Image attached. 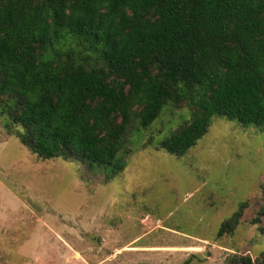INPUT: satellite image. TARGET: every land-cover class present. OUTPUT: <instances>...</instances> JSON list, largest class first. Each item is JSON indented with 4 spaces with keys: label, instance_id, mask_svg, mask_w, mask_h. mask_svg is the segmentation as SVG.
Listing matches in <instances>:
<instances>
[{
    "label": "trees",
    "instance_id": "16d2710c",
    "mask_svg": "<svg viewBox=\"0 0 264 264\" xmlns=\"http://www.w3.org/2000/svg\"><path fill=\"white\" fill-rule=\"evenodd\" d=\"M169 103L192 114L161 143L177 156L216 116L264 125V0H0V118L30 153L113 166Z\"/></svg>",
    "mask_w": 264,
    "mask_h": 264
},
{
    "label": "rangeland",
    "instance_id": "374dc122",
    "mask_svg": "<svg viewBox=\"0 0 264 264\" xmlns=\"http://www.w3.org/2000/svg\"><path fill=\"white\" fill-rule=\"evenodd\" d=\"M191 118L187 107L167 104L150 126L133 123L113 166L92 168L39 158L0 118V264L260 259L264 125L216 116L185 155L163 150L161 143ZM120 162L124 169L115 172ZM244 205L233 233L219 237Z\"/></svg>",
    "mask_w": 264,
    "mask_h": 264
}]
</instances>
